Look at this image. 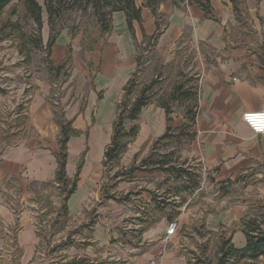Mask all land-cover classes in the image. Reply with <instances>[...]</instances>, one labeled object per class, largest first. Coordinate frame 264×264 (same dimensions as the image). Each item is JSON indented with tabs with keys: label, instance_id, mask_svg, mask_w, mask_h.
Listing matches in <instances>:
<instances>
[{
	"label": "rangeland",
	"instance_id": "rangeland-1",
	"mask_svg": "<svg viewBox=\"0 0 264 264\" xmlns=\"http://www.w3.org/2000/svg\"><path fill=\"white\" fill-rule=\"evenodd\" d=\"M228 1L231 4V1ZM235 1L237 2V11L233 13V20L227 24L228 36L235 44H247L249 47L258 48L257 45L264 37V30L261 31V35L258 34L257 28L254 26L255 18L247 11L250 9L252 13H255L256 10L257 13L263 0ZM256 17L258 18V16ZM156 18H160L156 21L158 22L157 31H160L167 19L163 16ZM0 19V23L7 19L17 20L21 26L20 30L26 36V38L19 37L18 29L13 32L12 29L7 28L2 32L5 37L0 40V130L3 131V136L10 130L11 122L14 123L21 117L27 118L28 103H31V96L35 94L44 95L53 113V120L54 118L55 120L60 119V113L63 111L65 114V110L79 116V112H82L86 107L88 93L93 87L94 76L92 73L94 72L90 70L89 73H84V83L80 86L81 76L76 72L73 57L78 56L80 59H84L86 51L93 50V47L89 49L86 46L91 44L94 39H98L99 43L105 42L110 36L111 29L109 32L102 33L90 9H87L86 12L69 9L54 20V30H58L59 35L48 47L50 27L45 12H42L41 15L42 27L39 35L35 31L36 26L32 19L26 17L22 0H13L6 6ZM75 28L77 31L72 35ZM154 34L158 35V32ZM38 37L42 42L39 47H36L31 40ZM136 43L138 44L137 55L143 56V58L142 67L139 68L135 76L134 94L138 92L140 85L156 80L151 91L153 92L152 99L148 105L158 106V98L159 100L164 98L173 84L183 82L189 88L194 89L195 85L198 88L200 70L196 66L199 61V52L204 54L208 50L201 42L194 43V46L177 43L171 48L172 59L168 63H163V57L155 51L156 38L153 42L148 43L146 40H140ZM58 44H61L59 48ZM22 47L23 49L20 50ZM210 54H213L211 50ZM52 56L66 57L60 61H53ZM66 59L69 60L64 61ZM62 63H64L63 66L57 72L55 66ZM118 85V81L114 82L106 90L104 99L98 104L101 124L109 123L113 117L114 119L116 117L114 98ZM21 86L23 87L22 94L17 105L15 104L16 88H21ZM121 96L122 92L120 91L117 101ZM171 108L170 124L173 129L171 132H174L173 137L157 143L154 142L160 133L148 143L144 140L146 134L148 136L156 132L155 128L160 124V115L158 116L151 109H143L137 120L126 122V127L137 124L139 133L129 141L117 164H114L113 167L103 166V176L97 186V199L94 202V207L89 211L88 220L82 223L83 226L74 224V227L63 213L65 192L61 183V189L55 185V188L50 186L31 187L27 188L25 192L16 191L12 195H9L10 190L14 187L12 184L6 186L7 191L0 189V206L3 205L8 209L7 215L0 213V264H68L80 260L83 262L82 264H137L144 261L145 256L156 245L162 251L161 256L168 253L172 256L183 254L187 258L192 257L191 253H193L194 258L191 263L197 264L195 262L199 259L214 262L217 256L219 234L222 233L225 237L230 236L229 230L216 234L209 231L205 224L209 212L219 211L225 207V204L221 203L225 196H222L218 189L219 186L213 184L208 175L205 180L200 175V188L190 194L183 189V184L179 181L174 179V182L171 178L165 180V173L155 170L157 165L150 161L139 167L140 169L134 170L133 173H127L131 166H139L144 157L152 154L151 159H157L160 158L158 156L167 154L166 159H171L177 166H191L195 172L201 174L202 168L194 162V157L188 153L190 142L187 138L188 132H191L192 129L181 128L185 122V105L175 102ZM16 110H22L23 113L20 112L19 117L15 121H11ZM93 112L95 116V111L93 110ZM149 118L156 126L146 132L145 128ZM163 121V127L159 132L165 130V117ZM31 133V130H25V135ZM115 173L119 175L115 176ZM119 177L125 182H132L126 193L118 189ZM152 186L158 188L160 199L169 197V203L165 205V213L169 214L164 218L163 224L166 225L171 214H175L172 220H176L178 223L176 236L165 239L164 235H159L154 243L143 239L139 232L141 225H138L136 229L135 221L137 220L134 219L142 211L140 209L142 201H144L142 194L147 187L152 188ZM227 186L231 200L245 202L248 213L256 215L264 212L263 171L258 169L249 172L241 177L239 182L228 183ZM174 194L178 199L174 198L173 202L171 196H175ZM112 203L114 205H111ZM23 212H26V214L24 213L25 217L30 218L25 219L32 227L36 225L43 229L41 234L36 232L38 237L40 236L39 246L30 255H24L21 249L16 248L15 232L17 228L21 227L20 216ZM180 213L183 216H188L186 223L182 222ZM33 216L36 217L35 221L31 219ZM99 218L106 221L105 226L102 227V239L100 240L103 242L102 245L96 246L94 243L93 248L89 249L91 255L80 253V251L74 253L70 246L74 245L76 248L79 243H81L80 246L89 245L91 237L88 227ZM66 226L67 228H65ZM72 226L73 228H71ZM81 238L84 241L78 242V239ZM239 264L244 263L242 261ZM251 264H264V256L252 261Z\"/></svg>",
	"mask_w": 264,
	"mask_h": 264
},
{
	"label": "crops",
	"instance_id": "crops-1",
	"mask_svg": "<svg viewBox=\"0 0 264 264\" xmlns=\"http://www.w3.org/2000/svg\"><path fill=\"white\" fill-rule=\"evenodd\" d=\"M144 1L135 0L136 4L141 6V19L132 22L134 36L128 29L124 12H113L109 38L105 42H100L101 44L97 42L93 50L86 51L84 59L73 57L76 72L81 76L80 86L84 83V73H89L90 70L94 72L93 87L90 88L86 107L79 112L80 115L70 114L67 110L65 114L62 111L59 115L60 119L70 121L76 130L67 141L65 160L66 175L70 179L75 178L76 185L64 199L63 204L66 206L65 216L74 227L78 224L83 226L82 223L88 220L90 209L94 207L98 195V181L103 176V153L110 142L115 120L113 117L114 120L109 123L101 124L98 104L104 99L106 90L118 81L114 98L115 113L118 93L122 92L123 85L136 67V42L156 32L158 35L155 51L163 57V63L170 62L171 48L177 43L194 46V43L201 42L208 49L204 54L199 52L196 66L200 70L198 108L188 151L194 157V162L200 168H205L209 180L218 186L221 183L227 186L228 183L239 182L241 177L258 169L264 172V134L254 133L242 119L245 111L264 109V37L257 45L258 48L231 41L227 24L233 20L235 11L228 0H210L213 18L206 16L204 11L194 4L186 2L173 4L171 0H163L156 8V14H153L150 7L143 5ZM247 13L255 18L254 26L261 35V31L264 30V0L259 5L258 14L256 10L252 13L250 9ZM157 16L167 19L160 31H157L156 21L160 19H157ZM60 46L61 44H58V48ZM167 50L169 52H166ZM210 50L213 52L212 55ZM63 57L52 56L53 61H60ZM17 88L15 104L18 105L23 87ZM31 99V103H28L27 118H18L22 110H16L11 121L18 119L14 123L11 122V128L5 136L0 130V189L7 191L6 186L12 184L14 187L9 195L15 194L16 191L25 192L31 187L60 188V183L62 184L54 179L57 169L55 153L59 149V124L57 119L53 120V113L44 95L35 94ZM143 109H151L160 115V127L155 128V133L145 135L144 141L148 143L155 135L164 132L159 131L164 124L165 112L160 106L153 104L146 105ZM155 126L153 120L149 118L145 131L148 132ZM26 129L32 133L25 135ZM165 175L167 178L166 173ZM118 179V189L126 193L132 182H125L120 177ZM157 191L158 188L155 186L146 188L142 194L144 201L140 207L141 214L134 218L137 220L136 229L141 225L140 234L151 243L156 242L157 236L164 235L169 221L166 225L163 224L164 218L169 214L165 213V208L157 210L153 200V194L159 196ZM229 195V193L223 195L225 198L221 200V203L225 204L224 208L208 213L205 224L209 231L216 234L229 230L231 242L240 248L244 246L246 240L240 221L248 213V208L245 202L232 201ZM171 197L173 202L174 198L178 199L177 195ZM0 213L7 215L8 209L1 205ZM24 213L26 214L23 212L20 216L21 227L15 232L16 248L21 249L24 255H30L39 246L38 233L41 234V230L40 227L37 229L36 225H33L36 227L35 230L37 229L35 231L27 221L30 218L25 217ZM181 215L182 213L179 216ZM31 219L35 221L36 217L33 216ZM151 220L154 221L149 223ZM181 220L186 223L188 216L182 215ZM105 223L106 221L101 218L91 223L88 227L91 237L89 245L80 246L79 243L76 248L74 245L70 246L71 250L74 253L80 251L91 255L89 249L93 248V244L99 246L103 243L100 240ZM177 233L178 229L173 236ZM78 240L84 241L82 238ZM6 247L8 249V245ZM161 252L156 245L144 259L156 257L162 264H188L183 254L172 256L168 253L167 256H161Z\"/></svg>",
	"mask_w": 264,
	"mask_h": 264
},
{
	"label": "trees",
	"instance_id": "trees-1",
	"mask_svg": "<svg viewBox=\"0 0 264 264\" xmlns=\"http://www.w3.org/2000/svg\"><path fill=\"white\" fill-rule=\"evenodd\" d=\"M13 0H0V18L3 10L8 6ZM163 0H145L144 6L150 7L153 14H156V8ZM173 4H179L181 2H186L188 4H194L201 8L204 11V14L208 17L213 18V9L210 3V0H171ZM233 6L234 11H237V2L235 0H230ZM22 3L25 8L26 17L32 19L33 23L36 26V32L39 35L42 27V12H45L47 15V23L50 27V34L47 41V46H51L59 35L58 30H54V20L59 17L66 10H77L86 12L87 9L92 11V14L95 16L97 24L99 25V30L102 33L109 32L112 27V13L116 11H122L125 14L126 23L131 35L133 33V20L140 21L141 19V6H138L135 0H22ZM1 20V19H0ZM20 25L16 21H11L7 19L0 23V40L5 36L2 34L7 28L12 29V31H19V37H25V34L20 30ZM77 31V28L72 31V35ZM156 35L153 34L149 37H145L143 40H146L148 43L154 41ZM33 45L39 47L41 44V38H33ZM98 42V39H94L91 44L86 46L89 49L94 47ZM140 46V43H139ZM138 48V44L136 43ZM23 47L20 49L22 50ZM142 58L143 56H136V67L131 73L126 83L122 87V96L117 102L116 105V117L113 122V130L110 138V142L106 145L103 153L102 165L104 167H113L114 164L118 163V160L122 153L125 151L127 144L133 138H135L138 132V125L132 124L129 127H126L127 121H135L138 119V116L143 107L148 105L151 102L152 89L156 80H151L148 84L140 85L138 92L134 94L133 87L136 86V73L139 71V68L142 67ZM66 59L64 61H67ZM63 61V62H64ZM64 63L55 66L57 72L60 71ZM197 100H198V88L195 85V88L187 87L183 82L173 84L169 92L164 98L159 100L158 106H160L165 112L166 126L164 132L155 140L154 143H157L164 139H169L173 137L171 132V116L172 108L171 105L175 102L185 105V122L181 125V128L188 127L192 129L195 123V117L197 114ZM57 122L60 127L59 133V149L55 153L57 160V169L55 172L54 179L56 181L62 182L64 199L70 194L76 185V179H70L67 177L65 172V160H66V144L71 134L76 133V130L72 127L70 121L64 119H57ZM180 128V129H181ZM188 140L190 141L193 138V131L188 132ZM153 148V146H152ZM151 156L144 157L139 166H131L127 173L131 174L134 170L140 169L139 167L143 166L145 163L150 161L157 165L155 170L163 171L167 174L168 178L174 179L181 184H183V189L192 193L199 187V176L200 174L195 172L191 166L183 167L177 166L172 162L171 159L167 158V154L158 156L160 158L151 159ZM118 173H115V176H118ZM175 182V181H174ZM69 185V187H68ZM226 185L223 183L220 184L218 189L221 191L222 196L227 195L229 191L227 190ZM172 190V188H169ZM175 195V194H174ZM153 200L155 201L158 211H161L165 208V205L168 202V197H162L153 194ZM173 200V199H172ZM66 206L63 205V213L65 214ZM176 213V212H175ZM175 215V214H174ZM174 215H169V220H172ZM154 220H151L149 223H152ZM145 222V220L143 221ZM240 226L242 231L245 234V244L244 246L237 248L231 242L230 237H225L224 234L219 235V241L217 245V256L213 264H239L243 261L244 264H251L257 258L264 256V212L259 214H250L247 213L240 221ZM192 257H187L188 264L191 263L194 258V254L191 253ZM190 255V254H189ZM211 261L197 260V264H211ZM250 262V263H247ZM80 260L78 262H70L68 264H82Z\"/></svg>",
	"mask_w": 264,
	"mask_h": 264
},
{
	"label": "built area",
	"instance_id": "built-area-1",
	"mask_svg": "<svg viewBox=\"0 0 264 264\" xmlns=\"http://www.w3.org/2000/svg\"><path fill=\"white\" fill-rule=\"evenodd\" d=\"M242 119L254 133L264 134V109L245 111L242 114ZM200 175L204 180L206 179L207 172L205 168H202ZM199 188L200 186L196 190H198ZM37 227H40V226H37ZM177 229H178L177 221L169 220L165 227L164 238L168 239L171 236H173L176 233ZM40 230H43V229H41L40 227ZM141 264H162V263L159 261L158 258L152 257V258H149L143 261Z\"/></svg>",
	"mask_w": 264,
	"mask_h": 264
}]
</instances>
